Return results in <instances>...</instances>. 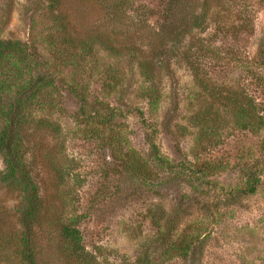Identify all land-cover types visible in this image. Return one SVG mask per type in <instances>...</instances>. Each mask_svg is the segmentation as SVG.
<instances>
[{"label":"rangeland","instance_id":"374dc122","mask_svg":"<svg viewBox=\"0 0 264 264\" xmlns=\"http://www.w3.org/2000/svg\"><path fill=\"white\" fill-rule=\"evenodd\" d=\"M67 2L70 56L55 55L49 44V35L59 36L49 0H0V40L29 43L40 62L0 55V80L14 82L2 92L4 104L37 72L55 80L23 128L28 169L42 212L48 209L36 225L38 264L87 262L67 256L49 222L57 212L76 218L90 264H264V125H240L228 99L234 92L251 96L264 119V0H213L205 27L181 22V42L172 40V21L161 46L139 39V51L117 54L83 40L118 33L98 0ZM167 4L134 0L129 24L146 19L158 30ZM127 27L132 33L137 25ZM152 87L158 102L147 96ZM204 107L216 119L215 132L192 118ZM90 112L115 116L103 121ZM6 126L0 115V131ZM250 176L257 190L241 194ZM23 205V194L0 181V231L21 230ZM19 262L13 247L0 250V264Z\"/></svg>","mask_w":264,"mask_h":264},{"label":"trees","instance_id":"16d2710c","mask_svg":"<svg viewBox=\"0 0 264 264\" xmlns=\"http://www.w3.org/2000/svg\"><path fill=\"white\" fill-rule=\"evenodd\" d=\"M52 6V10L55 13L56 24L59 28V36L55 34L49 35V44L55 55L63 54L66 49V44L70 43L75 46V38L67 34L68 24L72 23L69 19V13L67 11V0H49ZM168 4L164 7L162 14V21L159 29L156 30L146 19L135 21L129 24L131 16L128 14L133 8L134 0H98L102 8V15L106 22L113 27L118 28V35L122 38L118 39L117 34L111 38L110 35L88 34L85 44L88 43L94 46V43L99 42L105 49L113 52L114 54L122 53L123 50L139 51L141 46H137L136 40L143 39L148 46L158 47L164 44L166 40L165 29L172 21H175L174 27L177 29L175 37H172L174 43L181 42V36L184 32L179 30L181 22H190L194 27H205V22L208 21L210 15V9H212L213 0H199L200 5H197V0H191L195 7L192 6L190 0H167ZM189 1L188 11L184 7ZM199 8L200 10H196ZM177 9V11H175ZM175 17V18H173ZM187 19V20H186ZM137 25L135 30L131 33L129 27ZM139 35V38L134 36ZM51 38V39H50ZM118 39V40H117ZM133 41V44H129V41ZM118 41V42H116ZM80 42V41H79ZM117 43V44H116ZM119 44V45H118ZM8 54L17 57L21 62L35 61L40 64L37 54L33 51L32 46L23 42L22 40H0V55ZM70 56L71 52L68 50L65 52ZM70 57L68 58V60ZM67 58L65 62L67 63ZM36 64V65H37ZM142 73L147 76L148 63L146 60L140 62ZM194 67V66H193ZM198 75V74H197ZM149 76V75H148ZM13 80L7 79L6 81L0 80V115L7 120V126L0 131V155L3 157L6 170L0 173V181L4 184L16 187L23 194L24 205L20 208V223L22 228L20 231L3 232L0 231V250L6 248L14 249V253L19 257V263L17 264H38L36 259L37 244L35 238L37 236V226L41 227V222L46 221V213L42 212L44 207V201L40 196L39 188L28 169V162L26 161L27 149L29 137L24 132L23 128L27 123L28 110L33 105H39L42 100L40 92L44 94L45 88L55 85L53 76L48 72H37L33 81L28 85H23L18 91L14 101L8 105L3 102L2 93L4 89H10L13 86ZM147 96L150 97V101L158 102L160 93L157 88H150L147 91ZM231 101V107L237 117V122L243 127H258L264 125V119L256 111L257 107L251 96L247 94L236 92L231 93L228 97ZM87 114V113H86ZM106 114V115H105ZM99 112H90L88 115L91 117H100L103 121L113 118L115 114ZM110 114V115H108ZM214 114V113H213ZM212 114L206 107L199 108L192 116L198 123L207 128L213 127L215 132L217 127L216 119H211ZM211 116V117H210ZM209 117V118H208ZM206 132V131H205ZM156 145V144H152ZM154 153L159 161L163 164L164 160L161 159L158 149L154 146ZM174 168V167H173ZM180 170L186 172L185 166H180ZM258 180L254 176H250L249 188L242 189L241 194H252L257 190ZM45 213V214H44ZM50 225L59 230L61 238L64 240L63 249L66 251L67 256L75 255L79 263L86 259V264H90L92 257L85 251V247L82 244V235L80 229L75 226L76 218H65L64 212L52 213L50 216ZM158 223V222H157ZM1 230V229H0ZM190 245L180 247L181 254H187L189 252ZM174 250V249H173ZM171 252V251H170ZM177 253L171 252V256Z\"/></svg>","mask_w":264,"mask_h":264}]
</instances>
